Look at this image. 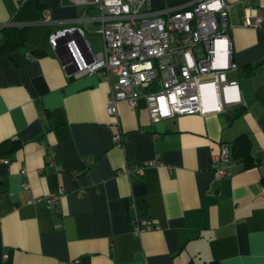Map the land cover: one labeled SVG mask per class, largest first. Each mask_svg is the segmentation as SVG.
I'll return each instance as SVG.
<instances>
[{
  "label": "crops",
  "instance_id": "0c3cea01",
  "mask_svg": "<svg viewBox=\"0 0 264 264\" xmlns=\"http://www.w3.org/2000/svg\"><path fill=\"white\" fill-rule=\"evenodd\" d=\"M226 1L239 65L227 77L242 103L153 122L144 102L121 101L116 125L107 77L69 78L64 66L70 39L100 51L98 10L0 0V45L4 28L26 27L24 43L0 54V144L21 143L0 156V264H264V23L246 24L248 12L264 15V0ZM72 26L84 36L71 31L53 48V33ZM223 144L231 162L217 180ZM136 217L154 226L138 234Z\"/></svg>",
  "mask_w": 264,
  "mask_h": 264
},
{
  "label": "built area",
  "instance_id": "2783aa9c",
  "mask_svg": "<svg viewBox=\"0 0 264 264\" xmlns=\"http://www.w3.org/2000/svg\"><path fill=\"white\" fill-rule=\"evenodd\" d=\"M71 1L98 10L102 47L95 51L86 39H70L64 66L69 78L99 72L107 77L108 113L114 124L120 125L121 101L131 108L144 102L153 122L181 114L220 112L242 103L239 81L227 77L239 65L234 60L226 0H182L164 6H154L152 0ZM263 23L264 15L247 13V25L258 28ZM69 29L84 36L85 29ZM66 33L65 29L53 33V48ZM113 139L121 144L122 133H115ZM230 162L228 146L223 144L214 155L215 179L229 174ZM143 169L128 166L126 172L142 173ZM63 192L51 195L48 205L57 206ZM153 226L152 221L141 222L138 217L133 225L138 234Z\"/></svg>",
  "mask_w": 264,
  "mask_h": 264
},
{
  "label": "trees",
  "instance_id": "16d2710c",
  "mask_svg": "<svg viewBox=\"0 0 264 264\" xmlns=\"http://www.w3.org/2000/svg\"><path fill=\"white\" fill-rule=\"evenodd\" d=\"M6 41L3 45H0V54L9 53L12 50L19 48L25 39V26H12L6 27L3 29ZM245 137L242 136L238 138L237 142L235 143L236 150L243 155V153L248 152L249 147L248 144L242 141ZM21 143L18 140H8L2 142L0 144V156H9L11 153L15 152L18 148H20ZM212 264H218L216 261Z\"/></svg>",
  "mask_w": 264,
  "mask_h": 264
},
{
  "label": "rangeland",
  "instance_id": "374dc122",
  "mask_svg": "<svg viewBox=\"0 0 264 264\" xmlns=\"http://www.w3.org/2000/svg\"><path fill=\"white\" fill-rule=\"evenodd\" d=\"M180 1H182V0H152V4L154 6H164V5H167V4L169 5V4L180 2Z\"/></svg>",
  "mask_w": 264,
  "mask_h": 264
},
{
  "label": "water",
  "instance_id": "95a60500",
  "mask_svg": "<svg viewBox=\"0 0 264 264\" xmlns=\"http://www.w3.org/2000/svg\"><path fill=\"white\" fill-rule=\"evenodd\" d=\"M65 31L68 32V33L71 32L69 28H66Z\"/></svg>",
  "mask_w": 264,
  "mask_h": 264
}]
</instances>
